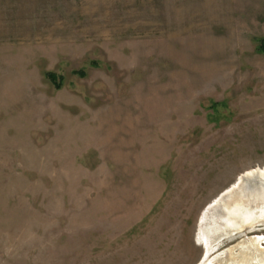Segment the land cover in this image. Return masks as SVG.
<instances>
[{
  "label": "rangeland",
  "instance_id": "obj_1",
  "mask_svg": "<svg viewBox=\"0 0 264 264\" xmlns=\"http://www.w3.org/2000/svg\"><path fill=\"white\" fill-rule=\"evenodd\" d=\"M261 40L264 0H0V264H261Z\"/></svg>",
  "mask_w": 264,
  "mask_h": 264
},
{
  "label": "trees",
  "instance_id": "obj_2",
  "mask_svg": "<svg viewBox=\"0 0 264 264\" xmlns=\"http://www.w3.org/2000/svg\"><path fill=\"white\" fill-rule=\"evenodd\" d=\"M259 50L264 51V40L260 41ZM80 73V72H79ZM82 75V73H80ZM46 78L54 85L55 88H60L61 83V76L53 73V72H46L45 73Z\"/></svg>",
  "mask_w": 264,
  "mask_h": 264
},
{
  "label": "bare ground",
  "instance_id": "obj_3",
  "mask_svg": "<svg viewBox=\"0 0 264 264\" xmlns=\"http://www.w3.org/2000/svg\"><path fill=\"white\" fill-rule=\"evenodd\" d=\"M255 173H258V172H255ZM255 173H254V174H255ZM250 175H253V174H250ZM250 175H248V177H249ZM259 240H260V238H259L258 240H255V237H252L251 240H250V242H252V243L258 245ZM256 250H257L260 254H262L263 258L261 259V264H264V249H261L262 251H260V249H259V247H258ZM241 262H242V264H247L244 260H242ZM241 262H240L239 264H241Z\"/></svg>",
  "mask_w": 264,
  "mask_h": 264
}]
</instances>
